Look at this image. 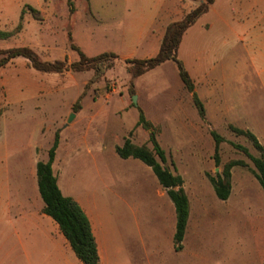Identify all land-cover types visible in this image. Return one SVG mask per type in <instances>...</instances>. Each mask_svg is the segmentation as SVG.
<instances>
[{"label": "rangeland", "instance_id": "1", "mask_svg": "<svg viewBox=\"0 0 264 264\" xmlns=\"http://www.w3.org/2000/svg\"><path fill=\"white\" fill-rule=\"evenodd\" d=\"M2 1L6 6H0V31L13 35L0 40V49L30 47L41 61L47 62L77 60L78 55L70 49V44L88 57L101 53L122 54L126 18L140 9L138 0L130 12L126 11L125 0H0V3ZM148 1L152 4L156 0ZM224 6L226 14L233 19L227 26L209 31L204 37L191 35L183 46L193 67L200 63L204 73L212 69L207 85L195 86L204 106V119L198 116L191 94L183 87L176 66L170 61L133 79L124 61L117 59L113 68L91 85L88 82L92 71L40 73V80L45 81L50 93L44 92V100L37 101L19 92L18 87L13 88L18 83L13 80L15 73L19 80L38 79L28 63L17 61L13 67L0 71V80L10 84V97L0 124V146L8 154L7 166L0 168V176L8 180V196L14 195L15 183L21 178V172L12 164L15 154L38 140V124L44 126L41 159H47L54 134L58 133L61 147L54 174L63 183L65 195L83 198L95 221L108 226L112 232L107 264L124 261L118 251L122 248L135 264L142 241L148 246L151 241H161L163 259L152 264H176L173 254L166 250L170 239L164 230L163 215L160 217L156 208L155 196L146 188L148 178L134 164L147 167L140 161L118 158L114 149L131 130L134 145L151 149L148 137L153 130L165 152V166L185 183L193 207V225L198 219V200H202L210 212L217 209L207 176L214 177L231 160L246 163V168L236 170L250 174L251 161L231 144L246 148L251 156H257V152L246 137L235 134L230 127L249 131L260 138L264 132V8L238 11L234 5L225 3ZM17 9L19 14L23 11L21 18L16 14ZM233 26L235 31L231 32ZM142 54L140 50L137 57ZM202 72L197 75L201 76ZM194 79L197 83V78ZM80 96L79 117L73 118L66 128L69 114L74 113L73 105ZM35 103L40 105V110L33 109ZM138 110L152 124L151 130L135 127ZM210 131L224 139L219 147L218 168L212 159L214 142ZM149 176L156 181L150 170ZM251 192L247 203L262 208L264 204ZM163 193L165 197L164 190ZM207 241H211L216 251L210 253L209 259L188 264L256 263L257 240L244 223L236 230L216 226ZM38 250L39 247L34 257L22 259V249L14 243L12 231L0 225V258H10L3 264H45L39 261ZM66 264H81L69 247ZM181 264L186 263L181 261Z\"/></svg>", "mask_w": 264, "mask_h": 264}, {"label": "crops", "instance_id": "2", "mask_svg": "<svg viewBox=\"0 0 264 264\" xmlns=\"http://www.w3.org/2000/svg\"><path fill=\"white\" fill-rule=\"evenodd\" d=\"M201 1L202 0H156L150 4L148 0H138L140 9L138 11H133V13L126 18L124 51L120 55L115 54L117 59L123 61L130 59L145 60L156 56L166 28L170 24L182 20L188 13L194 10ZM124 2L126 11L130 12L129 10H132V8L135 9L134 6H136L135 3L137 0H125ZM225 3H227V5H234L238 8V11H247L251 7L264 8V0H214L208 11L202 14L196 22L186 30L179 44L177 57L182 62L184 68L193 81L195 94V86L201 83L207 85L206 79L209 77L212 69L209 68L207 69V73H204L202 72L203 66L200 63L196 68L193 67L189 58H187L185 52H183L185 39L191 35L204 37L209 31L214 29L219 30L222 25L227 26L229 21H232L233 19L226 14L224 6ZM3 5H5V3L2 1L0 6ZM142 7L149 10L143 11L144 9H141ZM16 14H18L20 18L19 9H17ZM230 30L231 32L235 31V26L231 27ZM143 42H145V45L142 44ZM140 50H142L143 54L138 58L137 53ZM17 61H25V63H28L27 60L18 57L10 60L5 66L1 67L0 71L13 67ZM30 69L32 68L30 67ZM156 69L145 73L141 77L155 71ZM32 70H30L31 73L38 79L19 80V77H17L18 75L15 73L14 75H16V77L13 80H18V83L16 86H13V88L18 87L19 92L30 95L35 98L36 101L40 99L44 100V92L50 93L49 88L46 86L44 80H40V73L34 69ZM201 72L202 75L198 76L197 74ZM194 78H197V83ZM9 88L10 84L8 81L0 80V89H3L0 92V124L2 114L6 110V106L9 101ZM3 91L4 94L2 93ZM33 109L40 110V105L35 103ZM219 109L222 111L221 107ZM73 115V118L75 119L79 117V113L77 114V111L74 112ZM61 117L62 115L59 116L60 119ZM65 126L66 128L69 127L68 124H65ZM44 132V126L42 127L38 124V140L28 146L25 151L19 150L18 153L21 154V157L18 158L19 154H15L14 159L12 160V164L16 168L17 172L18 170L21 172V178L15 183V192L12 197H9L6 191L9 185L8 180L0 176V225H6L12 231L14 243L22 249V259L27 260L30 256L34 257L35 250L39 247L40 250L36 251L39 256V261L42 260L45 264H66L67 249L69 247L68 242L60 233L56 223L42 213L43 203L37 189L35 166L37 162L46 161L41 159V142L44 141ZM261 136L263 139L255 137L264 150V132ZM60 147L61 142L59 139L54 162L52 164L53 174L55 162L57 160V152ZM7 161L8 154L6 152L4 153V150L0 146V168L6 167ZM134 165L143 170L148 178L146 188L150 189V195L155 196L156 208L159 210L160 217L163 215L164 230H166V236L170 239V245H167L166 250L173 254L176 259V264H181V261H185V263L188 264L189 262L193 263L192 261L194 260L209 259L210 253L212 255V253L216 251V247H213V250L211 241L208 242L207 240L211 239V235L215 230V227L220 226L229 230H236L242 223L245 224L246 228L252 231V235L257 240L259 248L256 251L255 264H264V206L261 208L259 205L253 206L247 203L248 198L252 195L251 191H254V194L258 197L260 202L264 204V192L260 191L261 187L251 172L249 174L236 170V168L243 167H233L230 170V195L225 201L218 200L214 195L215 203H217V209L215 208L212 212L207 209L206 204L202 200H198V219L195 222L196 225H193V207L183 181L182 189L188 200V217L183 240L181 242V249L176 251L173 244L176 222L173 204L167 197L166 192L164 197V189L162 190V187L157 184L158 182L156 183L157 180L154 181L149 176L150 168H144L140 164ZM56 180L57 186L62 195L66 196L63 191L65 190L63 183L57 177ZM60 182L61 186L59 185ZM145 193L148 192L146 191ZM233 196H235V202H232ZM72 199L80 206L88 218L92 235L96 243L100 264H107V259L109 258L110 253L108 250V244L112 237L110 228L95 221L93 213L86 208L85 200H83V198L73 197ZM167 199L170 202H168ZM118 251L120 254H123L124 261L122 263L114 264H133L130 260V255L125 249L122 248ZM162 252L163 248L161 241H151L149 246L146 241H142L141 249L137 255L138 260L135 264H152L153 261L161 262L163 259ZM214 255H216V253H214ZM9 259V257H4L3 259L0 258V264L7 263Z\"/></svg>", "mask_w": 264, "mask_h": 264}, {"label": "trees", "instance_id": "3", "mask_svg": "<svg viewBox=\"0 0 264 264\" xmlns=\"http://www.w3.org/2000/svg\"><path fill=\"white\" fill-rule=\"evenodd\" d=\"M214 0H202L198 6L188 13L182 20L170 24L161 40L159 51L156 56L145 59L125 60L126 71L133 79H137L145 73L156 69L166 62H172L176 66L179 79L185 90L191 94L193 105L200 119H204L205 110L202 102L194 93V84L182 62L177 57L178 47L182 36L196 20L206 13ZM33 13L36 11L31 10ZM23 11L20 13V18ZM13 34L11 32L0 31V40L8 39ZM70 40V38H69ZM70 49L78 55V60L67 64L66 60L44 62L29 47H15L10 49H0V68L5 66L10 60L21 57L28 61L29 66L35 71L43 74H62L67 71L74 73L92 71V79L89 85L98 83L105 73L113 68L117 56L113 53H101L94 57L85 56L74 44H70ZM88 85L85 87L87 88ZM73 105L72 111L79 109V101ZM135 127L144 130H151L152 124L147 121L141 110H138V119ZM230 129L237 135L246 137L257 152V156H251L247 149L236 144H231L236 150L243 153L252 163V175L258 181L264 192V150L258 143L256 137L249 131H243L234 127ZM132 131L123 139L120 146L115 147V154L122 160L134 159L140 161L150 168L158 184L164 189L167 197L172 202L175 212V233L173 236L174 249H181L184 231L188 217V200L182 189L183 180L179 175L171 172L166 166V156L163 149L155 139L154 131L148 137L151 149L146 146L134 145L131 141ZM210 136L214 142L212 159L216 168L220 166L219 147L224 139L216 132L210 131ZM59 143L58 133L54 134L53 142L47 152L45 162H37L35 166L36 182L39 196L43 203L42 213L51 218L60 233L68 242V245L76 259L81 264H100L96 243L92 235L90 223L80 206L71 198L62 195L57 186L56 177L52 171V164L55 152ZM233 167H244L247 165L241 160H231L226 162L220 173L214 177L207 176L211 184L215 197L220 201H225L230 195V170Z\"/></svg>", "mask_w": 264, "mask_h": 264}, {"label": "water", "instance_id": "4", "mask_svg": "<svg viewBox=\"0 0 264 264\" xmlns=\"http://www.w3.org/2000/svg\"><path fill=\"white\" fill-rule=\"evenodd\" d=\"M132 103L135 105L136 104V97L133 96L132 97ZM74 115L73 114H70L68 119H67V124L71 122V120L73 119Z\"/></svg>", "mask_w": 264, "mask_h": 264}]
</instances>
